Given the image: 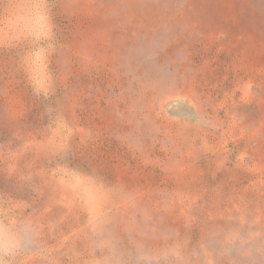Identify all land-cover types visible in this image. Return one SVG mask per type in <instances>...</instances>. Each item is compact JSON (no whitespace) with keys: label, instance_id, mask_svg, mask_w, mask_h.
I'll list each match as a JSON object with an SVG mask.
<instances>
[{"label":"rangeland","instance_id":"obj_1","mask_svg":"<svg viewBox=\"0 0 264 264\" xmlns=\"http://www.w3.org/2000/svg\"><path fill=\"white\" fill-rule=\"evenodd\" d=\"M195 260L264 264V0H0V264Z\"/></svg>","mask_w":264,"mask_h":264},{"label":"bare ground","instance_id":"obj_2","mask_svg":"<svg viewBox=\"0 0 264 264\" xmlns=\"http://www.w3.org/2000/svg\"><path fill=\"white\" fill-rule=\"evenodd\" d=\"M172 98V99H171ZM174 97H169V98H167V99H164L163 101H160L159 103H160V105H161V107H163L164 109H166L173 101H174ZM195 113V112H194ZM166 123H167V125H170V127H173V126H175L176 127V129H178V128H181V125H182V128H183V130H185L186 128H196V123H191V122H188V123H186V122H183V123H180V122H178V121H176V122H173V121H166ZM234 119L232 120H230V121H228V123H227V129H228V132H230V133H232V135H233V129L235 130V127H234ZM182 133V132H181ZM206 133V132H205ZM231 135V134H230ZM239 136V135H238ZM206 137V136H205ZM221 137V136H220ZM180 138V137H179ZM222 139V138H221ZM211 142V141H210ZM209 142V143H210ZM226 143V142H225ZM244 154H245V152H244ZM244 154L242 153L241 154V157H243L244 156ZM244 158V157H243ZM204 253H205V255L206 256H208L209 258H214L213 256H212V254H214L211 250H209V249H207V248H205L204 249ZM215 256V255H214ZM233 255H231V257H232ZM209 260H211V259H209ZM210 263H211V261H209ZM187 264H200V262L199 261H187ZM206 264V263H205Z\"/></svg>","mask_w":264,"mask_h":264},{"label":"clouds","instance_id":"obj_3","mask_svg":"<svg viewBox=\"0 0 264 264\" xmlns=\"http://www.w3.org/2000/svg\"><path fill=\"white\" fill-rule=\"evenodd\" d=\"M5 231H8L6 228ZM21 245L20 239H13L10 242H6L3 248L4 255L10 256L14 253L16 249H18Z\"/></svg>","mask_w":264,"mask_h":264}]
</instances>
